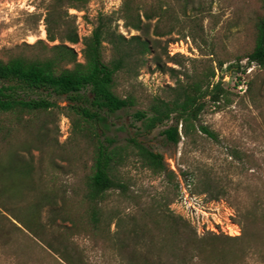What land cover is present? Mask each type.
I'll return each mask as SVG.
<instances>
[{
	"label": "trees",
	"instance_id": "1",
	"mask_svg": "<svg viewBox=\"0 0 264 264\" xmlns=\"http://www.w3.org/2000/svg\"><path fill=\"white\" fill-rule=\"evenodd\" d=\"M89 1L50 0L43 18L46 41L0 49V246L26 239L45 247L58 264H91L75 240L81 237L99 253L92 264H109L108 255L110 264H264L263 199L237 211L239 234L197 233L170 209L167 197L132 191L121 173L132 163L171 176L162 155L136 137L117 141L108 135V114L136 108L132 117L142 134L166 125L161 134L173 144L196 128L215 139L207 126L195 123L211 105L219 107L233 95L221 77L213 81L216 70L226 64V70L244 73L243 59L264 70V0L244 5L249 26L240 49L219 57L211 44L207 57L192 59L183 70L161 64L156 45L183 20L202 29L197 14L188 16V10H201L199 4L121 0L115 13H99L90 33L80 37L68 10L83 11ZM116 20L137 33L125 36L113 27ZM77 43L80 52L72 47ZM149 55L175 82L145 97L135 80ZM182 57L169 56L179 66ZM61 115L70 125L63 142L57 134ZM44 152L71 182L50 187L43 182V162L36 154ZM232 154L242 163L252 161L247 152ZM207 188L215 199L226 194L218 182ZM115 192L129 205L124 210L113 205Z\"/></svg>",
	"mask_w": 264,
	"mask_h": 264
},
{
	"label": "rangeland",
	"instance_id": "2",
	"mask_svg": "<svg viewBox=\"0 0 264 264\" xmlns=\"http://www.w3.org/2000/svg\"><path fill=\"white\" fill-rule=\"evenodd\" d=\"M49 1L0 0V49L22 42L33 43L38 39L46 41L43 18ZM193 1L201 10L197 13L188 10V16L197 14L202 29L191 28L190 23L183 20L174 33L159 38L156 53L161 64L183 70L191 67L192 59L207 57L205 54L209 53L211 44L218 51L216 56L220 57L225 52L237 51L246 43L249 11L244 5L247 0ZM120 3L121 0H90L83 11L69 9L68 12L75 16L78 34L83 37L90 33L99 13L113 14ZM122 23V20H116L113 27L127 37L137 33L124 28ZM202 39L207 41L206 45ZM72 47L80 52L82 44H73ZM175 54L183 56L178 58L182 66L170 60L169 56ZM151 57H147L135 80L136 90L145 97L160 94L164 87L175 82L168 71L155 65ZM240 64L246 68L244 73L226 70V64L222 70H216L213 81L221 77L223 87L233 95L219 107L211 105L195 123L196 127L207 126L215 134V139L196 128L191 135L173 144L161 134L166 125L142 134L140 122L132 117L136 108L108 114V135L117 141L136 137L160 153L167 169L173 171L171 176L155 175L130 163L121 169V173L130 183L131 190L167 197L170 209L188 219L200 234L207 231L239 234L237 211L251 206L259 198L264 200V70L254 64L247 66L246 59ZM248 82L251 88L247 91ZM125 87L124 83L120 85V89ZM54 99L59 104L65 103L64 97ZM57 125L58 140L63 142L69 134V120L61 115ZM234 149L247 152L252 161L242 163L232 154ZM38 157L43 162L42 180L47 186L71 182L69 174L52 167L48 153L36 154ZM211 182L222 185L226 194L213 198L216 193L207 188ZM111 199L120 210L129 206L116 192ZM75 240L84 248L91 264L99 260V253L93 250L88 240L81 237ZM13 242L0 246V264H58L39 244L19 238ZM106 259L109 264L112 262L109 255Z\"/></svg>",
	"mask_w": 264,
	"mask_h": 264
}]
</instances>
